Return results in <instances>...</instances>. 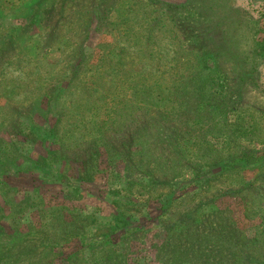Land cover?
<instances>
[{"label": "rangeland", "instance_id": "obj_1", "mask_svg": "<svg viewBox=\"0 0 264 264\" xmlns=\"http://www.w3.org/2000/svg\"><path fill=\"white\" fill-rule=\"evenodd\" d=\"M68 1L0 0V264H260L264 0Z\"/></svg>", "mask_w": 264, "mask_h": 264}, {"label": "trees", "instance_id": "obj_2", "mask_svg": "<svg viewBox=\"0 0 264 264\" xmlns=\"http://www.w3.org/2000/svg\"><path fill=\"white\" fill-rule=\"evenodd\" d=\"M73 0H69L68 2H72ZM121 146L122 147H124L125 146V143H122L121 144ZM180 147H183V146H180ZM116 156V154H114V157ZM202 238L204 237V235H202L201 236ZM205 237H207V236H205ZM196 238H198V237H196ZM200 240H201V238H200ZM235 243H237L238 242V237L237 238H235ZM231 242L232 241H230V244H228L230 247H231ZM246 247H252V248H255V249H258L259 248V244L256 242V241H253V242H247L246 243V245H245ZM258 258L260 259V264H264V254H258Z\"/></svg>", "mask_w": 264, "mask_h": 264}]
</instances>
